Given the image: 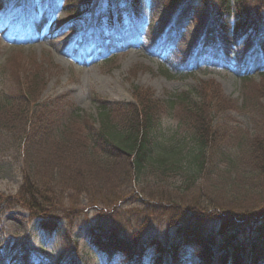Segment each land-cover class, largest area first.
Listing matches in <instances>:
<instances>
[{"label":"trees","instance_id":"16d2710c","mask_svg":"<svg viewBox=\"0 0 264 264\" xmlns=\"http://www.w3.org/2000/svg\"><path fill=\"white\" fill-rule=\"evenodd\" d=\"M6 2L0 0V7H6ZM75 3L76 0L68 3L67 23L82 12ZM130 5L135 14L142 12V0H131ZM260 7H264V0H218L221 30L240 42L264 25ZM126 10L120 9V21L121 12ZM230 18H235L233 24ZM114 20L112 8L102 7L98 25L104 27ZM261 49L264 60V38ZM0 74V136H6L14 146L10 154L18 153L25 160L18 190L0 191V211L27 208L47 235L60 230L63 224L59 219L75 231L80 222L89 221L87 236L108 261L120 255L124 264H147L144 256L155 243L152 264H161L162 252L175 263L180 262L181 249L190 245L197 246L198 256L208 262L218 251L220 264H243L244 259L246 264H264V90L250 95L242 105L225 96L217 83L208 91H199L200 100L192 99L190 92L175 96L169 105L175 110L179 102L174 100L181 101L178 119L180 125H185L180 138L183 146L174 148L162 146L165 106L148 89L137 86L134 101L96 99V118L83 114L67 96L42 99L41 90L46 84L40 66L32 64L19 70L8 60L0 62ZM238 108L253 112L254 132L214 122L216 112ZM187 147L189 160H184L178 154ZM186 162L193 165V170ZM169 172L182 173L187 188L180 192L173 189L166 177ZM210 175H217L218 181L232 187V196L223 203L217 197L195 196L191 192L199 179ZM139 181L148 183L142 191L150 198L146 208L152 201L163 207L154 216L166 221L171 230L172 235L165 240L155 235H137L116 217V210L106 208L91 215L90 206H113V199L120 204L125 198L121 196L122 185H140ZM68 191L76 196H69ZM95 192L105 198L97 199L96 195L92 200L88 193ZM79 194L89 195V207L83 206ZM228 202L236 205H226ZM75 210L84 214L72 219ZM147 218L148 222L152 219ZM74 233L63 232L64 246L75 242ZM77 262L71 257L66 264Z\"/></svg>","mask_w":264,"mask_h":264},{"label":"rangeland","instance_id":"374dc122","mask_svg":"<svg viewBox=\"0 0 264 264\" xmlns=\"http://www.w3.org/2000/svg\"><path fill=\"white\" fill-rule=\"evenodd\" d=\"M70 1L75 0H7L10 9L0 7V62L11 60L19 70L32 64L42 67L46 84L41 90L42 99L64 95L81 107L83 114L99 118L96 99L134 101L137 86L148 89L154 99L165 106L162 146L177 148L183 146L180 138L185 124L180 125L178 119L181 101L174 100L179 102L175 110L169 105L175 96L190 92L192 99L200 100L199 91H208L217 83L225 96L242 105L250 95L264 90L260 48L264 25L236 42L220 28L216 11L218 0H144V10L138 15L130 7L131 0H92L89 4L76 0L74 5L84 13L67 23ZM28 5L36 9L31 19L23 16ZM106 5L113 6L117 18L121 8L127 10L121 12V25L116 22L100 33L96 26L97 14ZM260 9L264 15V7ZM230 20L231 24L235 22V18ZM245 75L248 76L245 78ZM1 78L0 74V87ZM69 99L66 98L71 103ZM252 117L249 108L229 109L216 112L214 122L254 132ZM0 138V191L16 192L22 182L25 160L18 153L10 154L14 146L6 136ZM189 151L187 147L178 156L189 160ZM29 159L30 156L26 163ZM186 164L193 170L190 162ZM181 174L169 172L166 176L178 192L187 188V179ZM216 176L199 179L191 188L192 194L217 197L222 203L229 199L232 187L218 181ZM137 184L140 185L125 182L120 188L121 196H125L120 204L113 199V206H90L91 215L108 210L106 208L116 210V217L138 232L137 235H155L158 240H165L172 235L171 230L166 227V221L154 216L155 211L163 207L152 201L146 208L150 198L143 192L148 183L139 181ZM68 194L76 196L72 191ZM88 194L94 200L100 192ZM87 195L78 196L85 208L89 207L86 206ZM102 198L104 194L97 199ZM229 204L236 205L233 202L226 205ZM75 211L72 219L84 214ZM147 217L152 219L148 222ZM36 221L25 207L0 211V264H64L71 257L78 260V264H124L120 255L114 261H107L92 245L87 236L89 221L80 222L75 231L59 219L63 226L51 235L42 232ZM63 229L68 235L75 232L76 240L71 246H64ZM197 248L194 245L182 248L180 262L166 257L162 264H220L217 256L209 262L199 257ZM155 249V243L147 249L144 258L148 264L153 262Z\"/></svg>","mask_w":264,"mask_h":264},{"label":"bare ground","instance_id":"6f19581e","mask_svg":"<svg viewBox=\"0 0 264 264\" xmlns=\"http://www.w3.org/2000/svg\"><path fill=\"white\" fill-rule=\"evenodd\" d=\"M177 24H179V23L177 22ZM177 24H176V25H177Z\"/></svg>","mask_w":264,"mask_h":264}]
</instances>
